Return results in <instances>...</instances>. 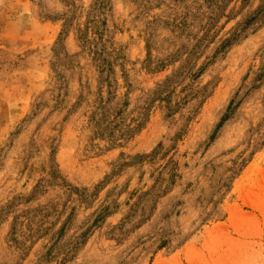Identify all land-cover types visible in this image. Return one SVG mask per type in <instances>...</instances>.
I'll use <instances>...</instances> for the list:
<instances>
[{"label": "rangeland", "instance_id": "obj_1", "mask_svg": "<svg viewBox=\"0 0 264 264\" xmlns=\"http://www.w3.org/2000/svg\"><path fill=\"white\" fill-rule=\"evenodd\" d=\"M0 264H264V0H0Z\"/></svg>", "mask_w": 264, "mask_h": 264}]
</instances>
